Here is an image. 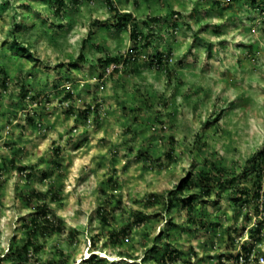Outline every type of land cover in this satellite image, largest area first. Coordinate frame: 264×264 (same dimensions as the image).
Returning a JSON list of instances; mask_svg holds the SVG:
<instances>
[{
    "label": "rangeland",
    "instance_id": "374dc122",
    "mask_svg": "<svg viewBox=\"0 0 264 264\" xmlns=\"http://www.w3.org/2000/svg\"><path fill=\"white\" fill-rule=\"evenodd\" d=\"M109 1L125 29L105 0H0V264L264 257V0ZM43 205L59 232H30Z\"/></svg>",
    "mask_w": 264,
    "mask_h": 264
},
{
    "label": "trees",
    "instance_id": "16d2710c",
    "mask_svg": "<svg viewBox=\"0 0 264 264\" xmlns=\"http://www.w3.org/2000/svg\"><path fill=\"white\" fill-rule=\"evenodd\" d=\"M106 1V4L108 5V9L111 13H113V19H114V22H115V26L118 27L119 29H125L127 27V25L133 21V17L130 13H123V14H118L116 12V8L113 6V4L109 1V0H105ZM230 2H235L237 0H228ZM72 2L76 3L77 0H72ZM258 3V0H251V6L252 8H255V7H258L259 5L257 4ZM63 6V4L61 2L58 3L56 9H55V14L56 15H59L60 14V11H61V7ZM1 8H4V6H1ZM174 14V16H178V13H172ZM147 22H153V23H158L160 22V18L158 17H150L148 19ZM152 36V35H151ZM146 38H150V37H145ZM130 39L134 42L136 41H140L142 39V36L141 35H137V33L133 30L131 31V34H130ZM146 45H148L146 43ZM16 47L15 50H16V53L20 56H25L27 59L29 60H34L32 55L29 53V51L25 48H21L19 45H12L11 47ZM82 52L79 53L78 57H77V60L78 62H82L84 61L85 59V56H84V53H83V50H84V44L82 45ZM155 61H153L150 65H155L156 68H163L164 70H166V67L167 65L165 64L166 63V59L165 57H163L160 53H157L156 57H155ZM103 65H104V69L107 68L109 65L111 64H117L118 63V59L115 58V57H106L103 59L102 61ZM125 63V61H124ZM69 66H72V67H75L76 66V62L74 63H71ZM116 70L115 68L112 70L114 71ZM117 72V70H116ZM71 96L70 93H67V95L65 96V98H69ZM36 97H32L31 99L34 100ZM69 110H70V107H69ZM90 113V107H86L85 111H81V116H83L84 118H87V114ZM29 121H32V119H28ZM171 152H172V148L169 149V151L165 154L167 156V158H170L171 157ZM264 160V154H260L259 156H254L253 157V166L255 167H259L260 164L263 162ZM18 170L19 172H22V171H25L26 169L24 167H18ZM26 177L30 178L32 175L29 173L27 175H25ZM187 179L185 180H182L181 181V185L180 187L177 189V192H176V199H179V196H181V190H182V187H185L187 185ZM236 182V178H231L229 180H226V181H221L219 186L220 187H225L227 185L231 186L233 185L234 183ZM255 185V189L251 192H247V191H241V196H246L247 198H245L243 200L244 203H249L250 200L252 201H258V199L260 197H262V195L259 194V190H260V183H254ZM205 194H208L207 191L204 192ZM239 200L238 199H235L234 202L235 204L238 202ZM170 206V203L168 202L166 207L168 208ZM256 212H258V207L255 209ZM51 213V211L49 209H47V207L45 205L41 206V207H38V211L36 213V215L31 219L30 223L32 224L33 228L31 229L30 232H34L37 230V228L39 227L38 223L41 222L40 220H43L42 223H45L43 227L44 230L48 231V232H59L60 231V228L57 227V226H53L52 224V221H50L49 219V214ZM101 220L103 222H106V218L104 216L101 217ZM255 231H258L257 228H253V229H249V234H253ZM23 251H27V246H23L22 247ZM242 251L245 255V258H247L248 256V253L250 252V249H247L245 247H242ZM175 254L172 253L171 251H169L168 249H165L163 254H162V258L163 260H167L168 262H173V260L175 259ZM223 256L224 255H220L219 256V261H218V264H224V263H221V259H223ZM230 258V257H228ZM232 264H237V255L235 256V259H234V263ZM243 264H246V263H243Z\"/></svg>",
    "mask_w": 264,
    "mask_h": 264
},
{
    "label": "built area",
    "instance_id": "2783aa9c",
    "mask_svg": "<svg viewBox=\"0 0 264 264\" xmlns=\"http://www.w3.org/2000/svg\"><path fill=\"white\" fill-rule=\"evenodd\" d=\"M107 73H109V72L107 71ZM107 75H109V74H107ZM243 263H246V264H264V257L262 255L257 256V255H255V253H253V251H250L248 253L247 258H245V255L242 251V252H239L237 255V264H243Z\"/></svg>",
    "mask_w": 264,
    "mask_h": 264
}]
</instances>
